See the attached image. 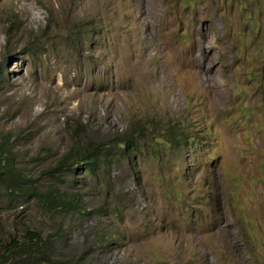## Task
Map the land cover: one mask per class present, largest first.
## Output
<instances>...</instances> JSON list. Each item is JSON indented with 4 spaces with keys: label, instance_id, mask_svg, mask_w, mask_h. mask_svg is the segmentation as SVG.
Returning <instances> with one entry per match:
<instances>
[{
    "label": "rangeland",
    "instance_id": "1",
    "mask_svg": "<svg viewBox=\"0 0 264 264\" xmlns=\"http://www.w3.org/2000/svg\"><path fill=\"white\" fill-rule=\"evenodd\" d=\"M141 1L0 0V140L86 208L0 186V242L28 226L57 259L264 264V0ZM136 125L144 148L125 155ZM169 125L188 141L158 142ZM92 143L113 149L99 167L53 179Z\"/></svg>",
    "mask_w": 264,
    "mask_h": 264
},
{
    "label": "trees",
    "instance_id": "2",
    "mask_svg": "<svg viewBox=\"0 0 264 264\" xmlns=\"http://www.w3.org/2000/svg\"><path fill=\"white\" fill-rule=\"evenodd\" d=\"M144 125L147 122H143ZM140 125L132 126L125 131L118 141L123 154L142 151L144 148ZM157 136L158 142L166 145L185 144L189 133L169 125L161 129ZM0 140V186L7 200L19 201L29 197L45 210L59 212H85L77 192L71 186L62 187L56 181L47 187H42L18 169L15 165V154L9 140L5 137ZM111 146L100 143L86 145L84 149H71L64 153L53 168V179L59 175H78L79 171L87 168L90 174L100 166L104 157H109ZM103 157V158H102ZM55 236L44 237L40 231L26 226L22 233L10 234L6 241L0 242V264H89L71 258H54ZM58 238V237H57Z\"/></svg>",
    "mask_w": 264,
    "mask_h": 264
},
{
    "label": "bare ground",
    "instance_id": "3",
    "mask_svg": "<svg viewBox=\"0 0 264 264\" xmlns=\"http://www.w3.org/2000/svg\"><path fill=\"white\" fill-rule=\"evenodd\" d=\"M143 1V0H142ZM142 1H141V4H142ZM143 5V4H142ZM138 7H140V6H138ZM143 7V6H142ZM145 9V8H144ZM143 9V10H144ZM145 18V17H144ZM142 21L143 20H141V21H137L136 19L134 20V22H133V24H134V26L136 25L137 27H138V25L140 24V23H142Z\"/></svg>",
    "mask_w": 264,
    "mask_h": 264
}]
</instances>
